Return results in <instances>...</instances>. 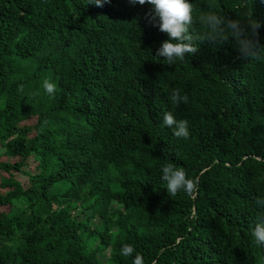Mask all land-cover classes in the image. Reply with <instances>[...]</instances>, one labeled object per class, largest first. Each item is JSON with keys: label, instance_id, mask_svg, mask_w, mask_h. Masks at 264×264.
Segmentation results:
<instances>
[{"label": "trees", "instance_id": "16d2710c", "mask_svg": "<svg viewBox=\"0 0 264 264\" xmlns=\"http://www.w3.org/2000/svg\"><path fill=\"white\" fill-rule=\"evenodd\" d=\"M214 2L252 14L264 45V0ZM149 11L0 0V264H264L250 234L264 217V59L241 58L233 38L169 66ZM173 89L188 103L174 108ZM166 112L188 121L189 139ZM166 163L197 191L172 198Z\"/></svg>", "mask_w": 264, "mask_h": 264}, {"label": "clouds", "instance_id": "9594fccd", "mask_svg": "<svg viewBox=\"0 0 264 264\" xmlns=\"http://www.w3.org/2000/svg\"><path fill=\"white\" fill-rule=\"evenodd\" d=\"M111 2L112 0H88V3L97 7H103ZM205 2L210 10L197 15L191 0H129L132 5L147 4L150 6L145 19L149 24L166 33L168 37L161 43L155 56L163 58L166 61L165 64L169 66L183 62L189 55L196 54L200 43L223 45L233 38L241 58L264 59V45H261L258 39L260 23L252 18V14L241 16L238 12L240 18L232 19L215 10L217 5L214 0H205ZM196 25L200 28L197 29ZM42 86L47 94H55L56 85L54 83L44 80ZM20 90H23V85L20 86ZM169 99L175 108L181 103L187 104L189 97L186 94L181 95L178 89H173ZM163 125L173 129V135L177 138L187 140L190 137L188 121L186 119L177 120L172 112L164 114ZM161 171L163 186L172 198L181 191L189 196L197 191L198 180L189 178L183 167H178L174 163H166ZM255 203L264 208V196H257ZM250 234L256 245L264 246V217H258ZM135 251L133 246L125 244L120 254L130 257ZM133 264H143L139 254L134 257Z\"/></svg>", "mask_w": 264, "mask_h": 264}, {"label": "rangeland", "instance_id": "374dc122", "mask_svg": "<svg viewBox=\"0 0 264 264\" xmlns=\"http://www.w3.org/2000/svg\"><path fill=\"white\" fill-rule=\"evenodd\" d=\"M0 148L3 149L2 146H0ZM4 173H6V172H4ZM22 177H23L22 180H25L26 179V176L25 175L22 176ZM0 178H1V174H0ZM20 178H21V176H20ZM24 184L25 185H28L27 181H25ZM6 208L7 207H4L3 209H6ZM100 255L102 256L103 260H107V258L110 256V249H107L106 251L102 252ZM104 262H106V261H104Z\"/></svg>", "mask_w": 264, "mask_h": 264}]
</instances>
